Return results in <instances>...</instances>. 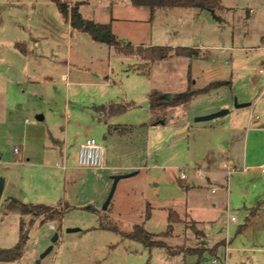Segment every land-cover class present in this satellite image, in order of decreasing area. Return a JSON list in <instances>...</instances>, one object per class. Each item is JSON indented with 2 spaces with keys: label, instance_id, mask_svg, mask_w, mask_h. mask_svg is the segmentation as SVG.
<instances>
[{
  "label": "rangeland",
  "instance_id": "1",
  "mask_svg": "<svg viewBox=\"0 0 264 264\" xmlns=\"http://www.w3.org/2000/svg\"><path fill=\"white\" fill-rule=\"evenodd\" d=\"M219 1L214 9L131 5L127 14L121 8L119 14L131 16V21L119 22V30L135 47L201 49V56L193 59L170 52L151 63L148 73L133 68L141 58L119 54L88 34H71L50 0L5 3L0 13V50L8 55L15 51L27 64V78L33 83L13 86L7 79L8 93L1 91L0 96V108H17L9 115L14 126L0 127V156L8 162L0 164V176L6 179L0 199V247L10 248L19 241L22 219L28 234L21 258L2 264H36L38 259L39 264H197L199 252L172 256L161 247L149 248L121 234L137 224L154 234L168 231L155 238L175 248L216 244L224 264H246L248 257L252 264H264V200L256 203L264 193L256 200L248 196L250 210L260 205L262 213L258 217L256 209L249 230L238 232L250 213L243 207L242 191L252 185L264 188V182L248 179L254 176L249 172L228 176L223 167L226 154L215 149L219 144L233 145L241 154L243 132L232 129L251 127L249 111L260 94L256 86L264 80L259 73L264 69V0ZM24 43L27 55L20 52ZM189 71L192 89L219 84L186 105L163 104L152 110L150 93L159 90L165 101L185 94ZM250 91L252 105L236 107ZM130 101L135 106L108 123L96 111L102 104ZM223 103L230 106L224 107L230 109L228 114L195 120L199 112ZM257 103L264 106V96ZM18 104L23 108L18 110ZM40 116L45 119L39 120ZM112 125L125 129L120 132ZM90 137L105 148L104 168L78 163L79 144ZM251 147L249 140L250 154ZM258 148L257 154L263 155V146ZM215 168L224 171L216 178L208 173ZM132 171L137 173L118 181L108 209L103 210L113 177ZM9 197L58 207L63 214L50 218L7 211ZM171 211L179 219L170 221ZM101 222H111L120 231L101 227ZM73 227L80 230L67 231ZM226 239L238 249L228 253V263ZM49 246L52 249L40 258Z\"/></svg>",
  "mask_w": 264,
  "mask_h": 264
},
{
  "label": "trees",
  "instance_id": "2",
  "mask_svg": "<svg viewBox=\"0 0 264 264\" xmlns=\"http://www.w3.org/2000/svg\"><path fill=\"white\" fill-rule=\"evenodd\" d=\"M61 15L70 25L77 31L88 34L93 41L105 43L109 46L114 47L117 52L127 55H135L137 58H141V63L136 67H133L140 71L141 73H148L150 64L155 60L165 57L170 52H174L176 56L186 57L189 59L198 58L201 55V49L195 47H176L172 48L169 46H151L144 47L134 46L131 42L120 41L117 39L116 35L112 30L110 23H99L93 20L85 19L79 11V2L70 3L69 0H52ZM131 3L135 7H149L151 9L155 8H206L214 9L220 6L219 0H131ZM128 70H131V66ZM193 79L191 77L190 71L188 73V89L185 94L172 98L170 101H165L159 90H153L150 93L149 105L152 110H156L158 107L163 104H167L170 107H176L179 105L188 104L196 95L207 93L213 87H216L219 83L212 82L202 88L192 89ZM135 106L134 101L127 103H111V104H102L96 107V111L101 113V119L107 122V120L113 116L120 115L128 111L129 109ZM110 128L114 130H119L123 132L125 127L120 125H112ZM129 128V127H127ZM111 130V129H110ZM6 210L7 211H19L22 215L25 214H34L36 216L44 215L46 217H57L62 216L63 209L58 207H52L45 204H30L27 202L19 201L16 198L9 197L6 199ZM257 207L252 209L251 214H254ZM150 215V205L147 204V217ZM179 219L176 213L172 212L169 215V220L174 221ZM101 227L111 228L116 231H120L117 226L113 225L111 222L109 224H104L101 222ZM171 227V226H169ZM246 227V223L241 225L238 228V232H241ZM172 228V227H171ZM125 237L130 238L135 241L141 242L143 245L149 248L161 247L165 249L169 254H179V253H195L202 252L200 248H175L167 244L162 239L155 238L156 236H165L168 235V231H164L159 234L150 233L147 231L143 225L137 224L134 226L133 230L130 232L120 231ZM28 240V234L24 230V221L23 219L20 222V238L19 241L10 248H1L0 247V263L4 262H14L21 258L23 254V249ZM212 254L215 253V247L210 249Z\"/></svg>",
  "mask_w": 264,
  "mask_h": 264
},
{
  "label": "crops",
  "instance_id": "3",
  "mask_svg": "<svg viewBox=\"0 0 264 264\" xmlns=\"http://www.w3.org/2000/svg\"><path fill=\"white\" fill-rule=\"evenodd\" d=\"M8 0H0V13L2 14L5 9V3H7ZM17 3H34L35 0H13ZM37 1V0H36ZM51 2H53L52 0H50ZM70 3H76L79 2V11L82 14V16L85 19H89V20H93L95 22H99V23H110L112 26V30L114 32V34H116L119 37H123V41H128L130 42L129 38L126 39L127 37V33H124L123 31L119 30L121 29V25L119 26V22L121 21H131L130 17L131 16H123L121 14H119V12L121 11V8L123 11H126L127 14L129 12H131V0H69ZM133 6V5H132ZM33 12V11H32ZM131 15V14H129ZM129 17V18H126ZM68 22V21H67ZM68 27L69 30L71 32V34L73 33V31L75 32V35H77L78 33H83V32H79L77 30H75L70 23L68 22ZM86 34V33H85ZM79 36V35H77ZM39 46V43H37ZM21 44L16 43L15 48H17L18 46H20ZM109 46V45H108ZM19 48V47H18ZM110 49H113L115 52H117V50L112 47L109 46ZM21 49V53L24 55L28 54V45L27 43L22 44V47H20ZM15 50V49H14ZM119 53V52H117ZM122 54V53H119ZM136 57V56H135ZM137 58V57H136ZM26 66L24 63L22 64V61L18 58V55L14 52L10 53L9 55L6 54L5 52H2L0 50V79L3 82V86L0 88V96H2V94L4 93L5 95H7L8 93V87L9 84L7 82V79L9 80V82L12 83L13 86L16 85H21L22 83L25 84H29V83H33V80L31 81L30 78H27V70H26ZM129 66V65H128ZM129 68V67H128ZM128 68L126 69V71H128ZM260 74H264V73H260ZM62 78L67 79L68 78V74L67 73H62ZM194 83H196V79L194 80ZM260 89V94L258 95L254 105H253V109H251L249 112V123H251V127L248 128H235L232 130H241L242 135H243V144H242V151L241 154L238 153L236 151V149L234 150V146L233 145H229L227 146H222V145H218L215 149H216V153L220 154V153H225L226 154V159L223 161V167L224 164L230 166L233 168V173L236 172H240V173H250V175H253L251 173H254V176H250V180L254 178H259L264 182L263 179V174H262V167L264 165V153L263 155L261 154H257L258 152V147L259 145L263 146L264 148V106L262 107H258V100L259 98H261L262 96H264V80H262L259 84H257L256 86V90ZM3 93H2V92ZM253 97L254 94L252 93V91L248 92V93H244L241 96V103L242 102H251V105L253 103ZM264 104V103H263ZM262 104V105H263ZM23 105V104H22ZM19 105V109H22L23 106ZM224 107H230L228 106V104H221L218 106H213L210 107L208 110H204L199 112L201 115L203 114H208L214 111H217L219 109H223ZM229 109V108H228ZM17 108L13 107V108H8L6 107V109L4 110V108H0V112L3 115L0 119V127L5 126V125H12L14 126V123H11V121H9V115H12L14 113H16ZM230 110V109H229ZM68 112V111H67ZM248 113V111L246 112ZM70 114V113H68ZM8 116V117H7ZM200 116V115H199ZM45 117L40 116L39 120H44ZM213 120V119H211ZM27 123H30V121H26ZM108 123V122H106ZM179 132H182V130H177ZM178 132V133H179ZM232 135V132H231ZM106 138V136H105ZM249 140H252V147H251V154L249 153ZM83 143V142H82ZM81 143V144H82ZM79 144V145H81ZM261 148V147H260ZM26 153H28V151H25ZM18 154L20 153V150L17 152ZM15 151L13 154H17ZM24 155V154H23ZM3 154L0 156V164L6 165L8 164V162L6 160H4V158L2 159ZM216 155L215 153L212 152V156L210 157L211 160L215 159ZM240 165L239 167L237 165ZM227 169V175L230 176L232 174H228L229 169L227 167H225ZM224 171H219L218 169H212V170H208V173L211 176H214L216 178V174H221ZM213 178V177H212ZM208 180L212 181L211 177L208 176ZM5 183H6V179H5ZM5 188V186H4ZM4 191V189H3ZM264 188H255L253 185L251 188L246 189V191H242L241 194V201L243 203V207L245 210H250V206H248V201H249V195L252 194L251 200H256V195L260 194V193H264ZM3 194V193H2ZM254 197V198H253ZM264 200V197L262 198H257L256 203H259L261 205L262 201ZM231 201V198L229 199V202ZM260 205L257 207V213L256 215L259 217L261 215L262 212L260 208ZM252 209V208H251ZM255 214H251V210L250 213H248L246 215V227L241 231L242 232H246L249 230L250 226L254 223V218L256 216ZM237 221V219H236ZM197 233H199V230H196ZM224 246L226 249V262L227 258H228V253L229 252H235L238 251V249L235 246H231V240H225L224 242ZM215 247V253L212 254L210 252V249ZM190 248V247H189ZM200 249H202L200 255H199V260H197V264H201L202 261H204L205 259H208L212 256H216L217 255V245H213L212 247H208V248H202L199 247ZM240 250V249H239ZM241 251V250H240ZM179 254H170L172 256H177L180 255ZM219 258V257H218ZM246 264H252L253 260L251 257H248L246 259ZM2 264V263H1ZM261 264V263H259Z\"/></svg>",
  "mask_w": 264,
  "mask_h": 264
},
{
  "label": "built area",
  "instance_id": "4",
  "mask_svg": "<svg viewBox=\"0 0 264 264\" xmlns=\"http://www.w3.org/2000/svg\"><path fill=\"white\" fill-rule=\"evenodd\" d=\"M259 73H264V69H260ZM78 163L81 167L104 168L105 167V148L96 138L90 137L79 146ZM229 169L228 174L233 173V168L224 164ZM201 174V172H199ZM264 179V165L262 167ZM236 217L232 216L231 220L236 221ZM53 227V226H52ZM201 264H224L218 257L212 256L202 261Z\"/></svg>",
  "mask_w": 264,
  "mask_h": 264
},
{
  "label": "water",
  "instance_id": "5",
  "mask_svg": "<svg viewBox=\"0 0 264 264\" xmlns=\"http://www.w3.org/2000/svg\"><path fill=\"white\" fill-rule=\"evenodd\" d=\"M148 103V102H147ZM251 105V102H242V103H235V106L236 107H245V106H249ZM230 112V110L228 108H223V109H219L217 111H214V112H211V113H208V114H205V115H200V116H197L195 118L196 121H208V120H211V119H215L217 117H220V116H223L225 114H228ZM179 132V131H177ZM103 139H106L105 136L103 137ZM137 173V171H132L130 173H127V174H119V175H115L113 177V184H112V187H111V190L106 198V200L104 201V204L102 206V209L103 210H107L108 207H109V204L111 202V199L114 195V192H115V189H116V186H117V183L118 181L125 177V176H129V175H133ZM4 186H5V178L0 176V199L2 197V193H3V189H4ZM80 230L79 227H73V228H68L67 231H78ZM58 239V236L57 235H54L53 237V241H56ZM52 249V246H49L41 255H40V258L44 257L50 250ZM40 263V259H38L36 261V264H39Z\"/></svg>",
  "mask_w": 264,
  "mask_h": 264
}]
</instances>
